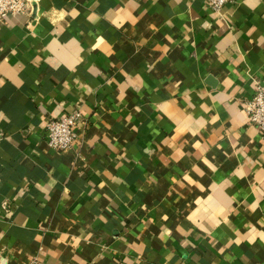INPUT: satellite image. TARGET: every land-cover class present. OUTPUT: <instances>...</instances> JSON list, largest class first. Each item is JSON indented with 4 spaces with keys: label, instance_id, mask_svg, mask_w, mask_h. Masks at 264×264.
<instances>
[{
    "label": "crops",
    "instance_id": "1",
    "mask_svg": "<svg viewBox=\"0 0 264 264\" xmlns=\"http://www.w3.org/2000/svg\"><path fill=\"white\" fill-rule=\"evenodd\" d=\"M259 84L264 0H34L0 21V264H264ZM77 111L54 150L47 125Z\"/></svg>",
    "mask_w": 264,
    "mask_h": 264
},
{
    "label": "built area",
    "instance_id": "2",
    "mask_svg": "<svg viewBox=\"0 0 264 264\" xmlns=\"http://www.w3.org/2000/svg\"><path fill=\"white\" fill-rule=\"evenodd\" d=\"M231 0H210V6L216 12L221 11ZM34 0H0V21L18 15L32 13ZM242 109L248 116V124L256 127L264 136V84H259L256 94L248 101L242 103ZM82 120V113L77 111L66 117L55 119L47 125L48 143L56 151H67L77 141L75 129ZM5 213L9 207L4 206ZM29 264H50L38 259ZM62 264V263H58Z\"/></svg>",
    "mask_w": 264,
    "mask_h": 264
}]
</instances>
